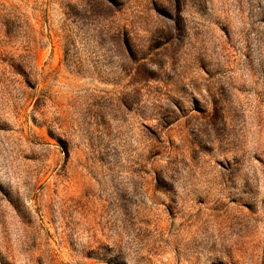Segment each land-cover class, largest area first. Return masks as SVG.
<instances>
[{
	"label": "rangeland",
	"instance_id": "obj_1",
	"mask_svg": "<svg viewBox=\"0 0 264 264\" xmlns=\"http://www.w3.org/2000/svg\"><path fill=\"white\" fill-rule=\"evenodd\" d=\"M0 264H264V0H0Z\"/></svg>",
	"mask_w": 264,
	"mask_h": 264
}]
</instances>
